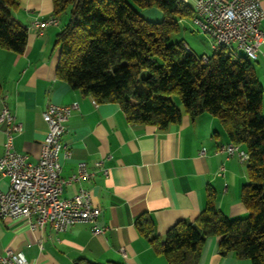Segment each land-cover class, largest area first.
Here are the masks:
<instances>
[{
	"label": "crops",
	"instance_id": "1",
	"mask_svg": "<svg viewBox=\"0 0 264 264\" xmlns=\"http://www.w3.org/2000/svg\"><path fill=\"white\" fill-rule=\"evenodd\" d=\"M187 1L194 9L197 0ZM261 3L264 8V0ZM140 12L149 20L163 17L158 8ZM16 15L28 25L26 48L17 53L0 47V111L6 103L23 125V131L15 134V148L37 162L48 131L47 104L78 102L63 135L72 155L63 161L61 176L66 179L76 173L79 161L88 163L92 175L65 185L63 196H74L81 186L89 189L101 209L98 224L106 231L94 234L90 224L78 223L57 232L50 224L32 227L26 217L0 218V254L9 249L23 253L25 264H76L81 259L169 264L136 227L141 214L152 217L156 234L164 239L179 221L195 222L206 207L208 187L216 190V205L223 214L232 218L248 214L241 200L242 186L249 181L246 160L238 153L228 157L218 152L221 144L232 142L218 118L205 112L192 119L184 113L179 123L164 129L131 123L117 102H99L57 75L61 49L55 39L62 29L60 17L58 25L48 26L43 33L29 27L37 17L54 15L52 0H20ZM261 27L264 30V19ZM210 43L212 47V39ZM233 47L238 55L243 52ZM253 64L264 88V44ZM4 131L5 125L0 124V155ZM8 183V176L0 173V188L6 189ZM218 248V237H207L199 264H251L232 252L222 256Z\"/></svg>",
	"mask_w": 264,
	"mask_h": 264
},
{
	"label": "trees",
	"instance_id": "2",
	"mask_svg": "<svg viewBox=\"0 0 264 264\" xmlns=\"http://www.w3.org/2000/svg\"><path fill=\"white\" fill-rule=\"evenodd\" d=\"M52 2L56 16L70 8L55 44L61 49L57 75L71 87L99 102H117L134 124L164 129L179 123L184 113L192 119L210 113L232 142L245 146L249 181L242 186L241 200L248 214H223L213 187L195 222L179 221L164 239L156 234L152 217L143 213L136 227L155 252L169 264H199L206 238L216 236L220 255L232 252L251 264H264V88L253 60L218 46L206 61L183 40L171 42L180 19L195 13L181 0ZM19 6L20 0H0V47L22 53L29 29L16 15ZM148 7L160 9L162 19L144 18L140 10ZM76 264L102 263L81 259Z\"/></svg>",
	"mask_w": 264,
	"mask_h": 264
},
{
	"label": "built area",
	"instance_id": "3",
	"mask_svg": "<svg viewBox=\"0 0 264 264\" xmlns=\"http://www.w3.org/2000/svg\"><path fill=\"white\" fill-rule=\"evenodd\" d=\"M201 7V21L193 24L215 42H229L239 45L244 50L255 53L264 44V8L261 0H197ZM55 15L37 17L31 29L43 33L51 25H58ZM207 61V56H205ZM78 102L71 104L48 103L44 119L48 131L44 138L41 154L37 162L29 155L19 152L14 145L15 134L23 131V125L11 110H5V103L0 111V124L5 125L4 153L0 155V173L8 176L6 189L0 188V218H28L32 227L44 228L50 224L57 232L66 231L78 223L91 225L94 234H104L106 227L98 224L101 209L93 203L89 189L81 186L72 197H64L67 184L89 179L92 172L86 161L78 162L77 172L64 179L61 176L63 161L69 159L72 150L63 140L66 122ZM205 151L202 150L201 153ZM218 152L228 157L238 153L242 160H247L246 150L234 142L221 144ZM102 161L96 162L100 167ZM106 172V171H105ZM23 253L7 250L0 254V264H25Z\"/></svg>",
	"mask_w": 264,
	"mask_h": 264
},
{
	"label": "rangeland",
	"instance_id": "4",
	"mask_svg": "<svg viewBox=\"0 0 264 264\" xmlns=\"http://www.w3.org/2000/svg\"><path fill=\"white\" fill-rule=\"evenodd\" d=\"M150 8H156V7H148L146 9ZM70 15V8H68L65 12L61 13L59 15L61 20V28L63 25H65L69 19ZM58 17V18H59ZM180 29L173 32L170 35V41L176 42L179 40H183L190 48L191 50L197 54L198 56H211L213 53V49L211 47V39L208 35H205L202 33L192 22V18L189 17H183L181 18V21H179ZM240 55H243V52H238ZM148 72L144 71V75H146ZM174 102L177 103L179 106L182 107L181 100L178 96H173Z\"/></svg>",
	"mask_w": 264,
	"mask_h": 264
},
{
	"label": "bare ground",
	"instance_id": "5",
	"mask_svg": "<svg viewBox=\"0 0 264 264\" xmlns=\"http://www.w3.org/2000/svg\"><path fill=\"white\" fill-rule=\"evenodd\" d=\"M183 1L184 3H187L188 1L187 0H181ZM194 16H193V21H201L202 19V10H201V7H199L197 5V3L195 4V7H194ZM30 27V26H29ZM31 28V27H30ZM218 46H225L227 48V50L229 51L230 54H233V55H238L234 49V43H229V42H215V49L218 47ZM237 49H241L243 50L244 54L250 58L251 60H256V56H255V53H251L250 51L248 50H244L242 49V47H240L239 45H235ZM191 50V49H190ZM204 60H205V56H204ZM5 110H11L8 105L5 103Z\"/></svg>",
	"mask_w": 264,
	"mask_h": 264
}]
</instances>
